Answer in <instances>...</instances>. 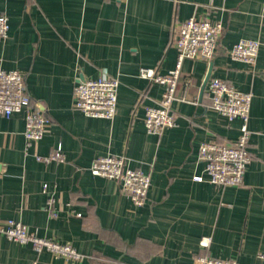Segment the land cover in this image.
I'll list each match as a JSON object with an SVG mask.
<instances>
[{"label": "crops", "instance_id": "obj_1", "mask_svg": "<svg viewBox=\"0 0 264 264\" xmlns=\"http://www.w3.org/2000/svg\"><path fill=\"white\" fill-rule=\"evenodd\" d=\"M0 15L8 20L0 68L24 74L49 119L42 139L26 147L24 115L0 117V223L19 222L83 257L36 253L0 234V264H193L198 256L262 264L264 0H0ZM191 17L222 25V54L211 66L183 62L178 94L187 102L174 105L176 125L148 134L145 108L157 105L164 87L138 71L174 68L175 33ZM243 39L260 44L253 64L228 54ZM103 75L119 81L111 120L73 108L76 83ZM208 75L252 96L250 161L238 187L211 184L198 159L201 143H235L240 135L239 119L209 108ZM57 149L62 162L36 158ZM105 155L124 156L129 168L150 176L142 206L117 181L91 174Z\"/></svg>", "mask_w": 264, "mask_h": 264}, {"label": "built area", "instance_id": "obj_2", "mask_svg": "<svg viewBox=\"0 0 264 264\" xmlns=\"http://www.w3.org/2000/svg\"><path fill=\"white\" fill-rule=\"evenodd\" d=\"M8 20L0 15V38H6ZM224 32L222 25L211 23L207 19L188 18L183 21L175 33L174 48L176 61L174 68L166 75L158 74L154 69L140 68L138 76L150 82L162 85L164 91L156 106L146 107L144 113L145 131L151 135H160L164 130L176 125L174 105L185 103L184 96L178 94V83L182 64L185 60L210 63L219 53L217 42ZM259 42L240 40L229 50V56L236 61L253 64L259 50ZM117 78L103 75L97 79L78 81L73 91V108L91 118L111 120L116 112ZM210 109L225 117L228 121L239 119L240 135L235 143H201L198 159L204 165L207 180L217 186L238 187L250 161L247 143L250 137L248 129L249 111L252 96L236 91L220 79L212 78L207 83ZM24 115L26 147L39 141L44 136L48 125V110L30 98L25 83V76L18 70L0 68V117L8 119L13 114ZM38 161L64 160L60 149L49 157H36ZM90 172L94 176L117 181L121 193L135 207L142 206L150 187V176L128 167L124 156L105 155L96 159ZM203 181L201 176L193 178ZM0 234L9 241L30 245L36 253L48 251L65 260L78 261L83 257L69 244H60L50 239L39 238L30 233L21 223L7 220L0 223ZM203 246L208 240L205 239ZM264 264V254L259 255ZM193 264H237L233 260H221L209 256H198Z\"/></svg>", "mask_w": 264, "mask_h": 264}, {"label": "water", "instance_id": "obj_3", "mask_svg": "<svg viewBox=\"0 0 264 264\" xmlns=\"http://www.w3.org/2000/svg\"><path fill=\"white\" fill-rule=\"evenodd\" d=\"M217 48H218V50H219V53L214 57V58H216V57H218V56H220L221 54H222V49H221V47H220V40L217 42ZM214 60V59H213ZM211 63H212V61L210 62V66H211ZM208 78H209V75L207 76V78H206V82L208 81Z\"/></svg>", "mask_w": 264, "mask_h": 264}]
</instances>
